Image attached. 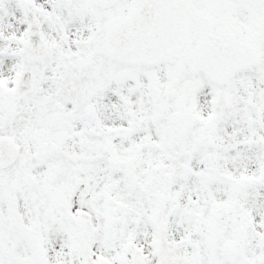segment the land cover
<instances>
[{
	"label": "snow or ice",
	"instance_id": "6c2138e0",
	"mask_svg": "<svg viewBox=\"0 0 264 264\" xmlns=\"http://www.w3.org/2000/svg\"><path fill=\"white\" fill-rule=\"evenodd\" d=\"M0 264H264V0H0Z\"/></svg>",
	"mask_w": 264,
	"mask_h": 264
}]
</instances>
